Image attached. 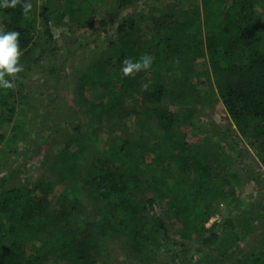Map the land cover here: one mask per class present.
<instances>
[{
	"label": "trees",
	"instance_id": "1",
	"mask_svg": "<svg viewBox=\"0 0 264 264\" xmlns=\"http://www.w3.org/2000/svg\"><path fill=\"white\" fill-rule=\"evenodd\" d=\"M137 1L140 0H45L35 18L29 17L32 9L28 13L22 11L23 0H19L15 7L0 8V30L20 33L18 63L37 62L54 48L49 27L51 16L66 17L72 31L106 33L112 17ZM199 1L194 7L167 5L153 18V30L149 34L140 35V27L132 18L126 17L118 23L117 40L111 42L114 53L110 57V73L99 81L108 97V109L106 103L105 108L128 114L137 101L141 105L161 103L167 87L159 82H146V76L152 72L173 73L177 71L174 61L185 64L188 59L193 61L203 56L211 78L201 79L195 83L197 87L190 82L188 92L208 97L214 93L209 81L212 80L235 129V135L226 131L217 134L225 144L223 149L249 171L251 167L245 155L250 148L264 166V21L256 12L257 0ZM145 53L153 56L151 67L125 76L121 71L122 61ZM57 70L54 64L51 72ZM6 78L12 80L14 87L0 88V142L4 138L1 127L12 121L15 114L18 80ZM184 83V79L176 81V84ZM200 87L203 89L199 90ZM153 112L159 126L168 131L166 135H171L175 121L172 112L165 108H155ZM192 112L194 108L187 115L190 117ZM174 133L179 139L163 153V160L164 166L175 165L179 174L171 181L163 174L161 179L150 181L157 190L156 199H130L139 179L136 173L124 169V160L120 164L124 170L114 159L96 157L92 161L87 182L100 202V226L107 232L118 228L128 231L134 253L141 254L145 261L149 258L145 239L157 234L166 242L173 264H264V247L256 253L241 255L238 245L243 232L250 230L264 212L261 207L264 181L260 175L253 178L256 189L258 186L254 202L241 199L235 184L229 183V175L232 179L235 174L226 173L228 158L219 159L213 152L207 154L201 146L186 141L185 135H179L177 130ZM242 141L245 146L241 149ZM187 146L193 153H182ZM220 180H228V185L216 186ZM54 187L53 182L43 177L0 192V264L95 263L88 234L91 224L80 233L73 231L67 219L72 207L68 211L62 202L54 201ZM173 189L177 191L175 199H166ZM218 191L226 193L221 196ZM218 198L232 200L230 208L220 222L206 227ZM164 200L174 209L173 220L183 229L182 236L195 238L199 250L207 247V253L199 255L195 262L187 257L188 249L183 241H170L163 219L154 211L155 204ZM55 223L59 224L57 228ZM98 232L101 234V228ZM178 245L180 249L176 248Z\"/></svg>",
	"mask_w": 264,
	"mask_h": 264
},
{
	"label": "rangeland",
	"instance_id": "2",
	"mask_svg": "<svg viewBox=\"0 0 264 264\" xmlns=\"http://www.w3.org/2000/svg\"><path fill=\"white\" fill-rule=\"evenodd\" d=\"M29 2L32 5V15L29 17L37 18L45 0ZM199 2L140 0L114 15L107 25L106 33L72 31L66 17L51 16L49 27L54 48L37 62H19L22 71L12 77L18 80L15 84L16 94L14 93L15 114L12 121L1 127L4 138L0 142V192L43 177L53 182L54 201L62 202L68 211L72 207L70 216L67 217L68 226L80 233L87 228V224H91L88 227L90 232L85 231L90 235L91 245L93 244L94 264L174 263L161 236L150 234L145 239L144 245L149 255L145 261L141 259V254L134 253L128 231L118 228L107 232L100 226V202L93 187L87 182L90 165L96 157L114 159L119 165L124 160V169H129L132 174L136 173L139 183L132 188L130 199H156L157 190L150 181L153 178L161 179L162 174L171 181L179 174L175 165L170 168L164 166L163 160V153L179 139L174 133L177 130L179 135H185L186 141L201 146L203 152H213L219 159L228 158L226 173L231 171L235 174L232 179L229 175V183L235 184L239 198L254 202L258 186L256 189L257 183L253 178L260 175L264 181V166L252 149H247L245 155L251 167L249 171L248 167L237 163L233 154L230 155L228 150L223 149L225 144L217 134L219 131H226L227 134L235 135V129L216 94L215 83L209 80L214 93L208 97L190 95L187 90L190 82L197 87L198 84L195 83L201 79L208 76L211 78L208 63L203 56H198L193 61L188 59L185 64L174 61L177 71L173 73L152 72L146 76V82H159L167 87L161 103L141 105L137 101L134 108H129L131 112L128 114L107 110L108 97L99 81L110 73V57L114 53V44L111 42L117 40L118 23L126 17L132 18L140 27V35L149 34L153 30V18L167 5L173 3L179 7H194ZM256 12L264 21V0H257ZM39 25L42 24L39 22ZM54 64L58 68L56 73L51 72ZM182 79L185 80L184 84H176L177 80ZM201 89L203 87L199 90ZM155 108H165L172 112L175 121L171 135L167 136L168 131L159 126L158 118L153 112ZM191 108H194V112L189 117L187 114ZM244 146L245 142L239 148ZM188 148L189 146L183 151L181 149L182 153H193V149ZM120 167L122 168L121 165ZM161 168H165L163 172ZM217 185L227 186L228 180H220L216 182ZM261 192L264 196V185ZM176 193V189H173L166 199H175ZM225 193L226 191H218V195ZM231 201L218 198L210 219L218 214L220 222L226 216ZM261 205L264 210V197ZM154 211L163 219L170 241L184 242L188 249L187 257L192 262L199 255L207 253V247H202L201 250L196 248L195 238L187 239L182 236L183 229L173 220L174 209L165 200L155 204ZM55 224L54 227L57 228L59 224ZM99 228L101 234L98 232ZM49 230L52 232L51 227ZM238 245L241 255L245 252L256 253L264 247V212L250 230L243 232ZM176 248L180 249V246Z\"/></svg>",
	"mask_w": 264,
	"mask_h": 264
},
{
	"label": "clouds",
	"instance_id": "3",
	"mask_svg": "<svg viewBox=\"0 0 264 264\" xmlns=\"http://www.w3.org/2000/svg\"><path fill=\"white\" fill-rule=\"evenodd\" d=\"M19 0H0V8L15 7ZM32 5L29 0H23L22 11L28 13ZM20 33L15 30H0V88L11 89L14 84L11 79L22 71L18 63L21 52L18 50V37ZM153 63V56L141 54L139 58H125L122 61L121 71L125 76L135 75L142 70H148ZM146 87V85H145Z\"/></svg>",
	"mask_w": 264,
	"mask_h": 264
},
{
	"label": "built area",
	"instance_id": "4",
	"mask_svg": "<svg viewBox=\"0 0 264 264\" xmlns=\"http://www.w3.org/2000/svg\"><path fill=\"white\" fill-rule=\"evenodd\" d=\"M263 177H264V175H263ZM219 218H220V217H219L218 214H216L215 216L211 217V219H209V221L206 223V226L211 225L214 221L219 220Z\"/></svg>",
	"mask_w": 264,
	"mask_h": 264
}]
</instances>
